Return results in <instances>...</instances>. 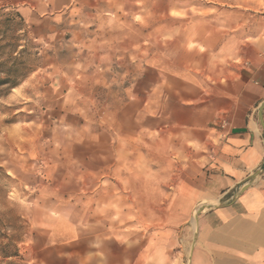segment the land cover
I'll return each instance as SVG.
<instances>
[{"label":"crops","instance_id":"obj_1","mask_svg":"<svg viewBox=\"0 0 264 264\" xmlns=\"http://www.w3.org/2000/svg\"><path fill=\"white\" fill-rule=\"evenodd\" d=\"M10 4L28 21L76 17L116 29L130 18L144 43L158 44L145 55L150 72L175 76L154 86L176 95L153 114L164 147L152 166L156 239L146 244L143 229H128L123 180L114 226L111 201L98 193L105 183L86 182L70 215L56 211L59 264H264V0Z\"/></svg>","mask_w":264,"mask_h":264},{"label":"rangeland","instance_id":"obj_2","mask_svg":"<svg viewBox=\"0 0 264 264\" xmlns=\"http://www.w3.org/2000/svg\"><path fill=\"white\" fill-rule=\"evenodd\" d=\"M77 20L28 21L0 0V81L14 57L29 71L14 88L0 83V264L62 262L63 246L50 240L56 211L70 215L86 182L105 183L98 193L111 201L114 226L123 180L128 229L156 239L152 166L164 147L153 114L176 95L154 86L175 76L150 72L145 55L158 44L144 43L132 19L116 29Z\"/></svg>","mask_w":264,"mask_h":264},{"label":"trees","instance_id":"obj_3","mask_svg":"<svg viewBox=\"0 0 264 264\" xmlns=\"http://www.w3.org/2000/svg\"><path fill=\"white\" fill-rule=\"evenodd\" d=\"M27 69V70H26ZM28 68L23 64L21 57H14L10 65H6V76L1 79L0 83L9 85L14 88L18 85V81L28 74Z\"/></svg>","mask_w":264,"mask_h":264},{"label":"water","instance_id":"obj_4","mask_svg":"<svg viewBox=\"0 0 264 264\" xmlns=\"http://www.w3.org/2000/svg\"><path fill=\"white\" fill-rule=\"evenodd\" d=\"M263 108H264V104L261 106V108H260V109L262 110Z\"/></svg>","mask_w":264,"mask_h":264}]
</instances>
